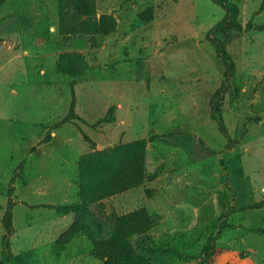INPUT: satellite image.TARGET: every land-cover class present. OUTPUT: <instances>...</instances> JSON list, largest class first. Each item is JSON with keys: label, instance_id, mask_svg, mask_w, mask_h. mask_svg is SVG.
<instances>
[{"label": "rangeland", "instance_id": "obj_1", "mask_svg": "<svg viewBox=\"0 0 264 264\" xmlns=\"http://www.w3.org/2000/svg\"><path fill=\"white\" fill-rule=\"evenodd\" d=\"M240 20L264 25L262 0H232ZM97 14H112L110 34L65 39L57 0H2L0 4V258L2 218L15 180L12 264H104L90 255L92 242L57 239L73 222L44 205L79 201L78 160L96 148L171 132L169 142L147 150L146 172L154 181L93 206L106 229L115 217L148 208L158 223L149 264H199L208 237L221 221L234 227L219 235L204 264H264V31L236 34L228 51L236 75L223 116L240 143L211 117L209 101L222 85L225 65L207 40L225 10L213 0H96ZM154 8V18L139 13ZM82 56L86 73L75 86L82 120L56 128L70 111L72 78L60 73L62 55ZM115 105V121L93 127ZM51 130L52 139L41 141ZM35 147V149H33ZM154 190L149 197L145 189ZM111 225V226H110Z\"/></svg>", "mask_w": 264, "mask_h": 264}, {"label": "trees", "instance_id": "obj_2", "mask_svg": "<svg viewBox=\"0 0 264 264\" xmlns=\"http://www.w3.org/2000/svg\"><path fill=\"white\" fill-rule=\"evenodd\" d=\"M60 13V32L65 39H70L77 34L91 36V41L97 34H110L117 28V20L112 14H97L96 0H57ZM223 7L225 15L221 21L214 25L207 34V40L216 48L217 54L225 65L222 85L212 94L209 105L211 117L218 123L220 131L228 137V149L234 148L240 140H234L225 124L223 107L227 92L231 88V80L236 75V63L228 51V44L236 34L245 31H264V25L255 24L249 20L243 24L240 20V6L232 0H213ZM2 0H0V4ZM264 10L262 0L259 11ZM144 21L154 18V8L149 7L139 13ZM57 68L60 73L72 78L73 90L72 104L67 116L56 124V128L66 123H76L82 117L76 112L75 86L77 79L83 76L88 68L87 62L82 56L71 53L62 55ZM111 106L100 117L93 127L115 121L114 110ZM171 132L157 133L151 131L147 137L134 139L114 146L98 149L96 142L86 133L82 132L83 139L90 143L93 151L83 155L78 160L79 201L65 205H44L46 208L56 209L61 214H72L73 222L57 239L58 245L69 244L78 235H85L93 246L90 255L101 260L104 264H149L145 253L153 251L152 245L157 242L158 223L154 220L148 208L145 206L136 208L114 218L110 222L111 228L106 229L104 223L93 216V206L101 204L104 200L120 195L148 181H154L158 173L148 175L146 172L147 150L150 144L156 141L169 142ZM52 139L51 130L41 143H47ZM35 149V147L33 148ZM25 162H22L10 182L8 189V203L2 218L5 234L2 237V254L0 264H12L14 253L11 248V237L15 232L14 208L17 202L14 200L15 180L22 177ZM146 195L152 197L154 190L146 188ZM264 207V199L254 203L251 208ZM110 225V226H111ZM234 227L223 220L219 223L217 232L208 237L201 253L199 264L207 263L216 252V243L219 235L226 229ZM264 233V228L255 230Z\"/></svg>", "mask_w": 264, "mask_h": 264}]
</instances>
